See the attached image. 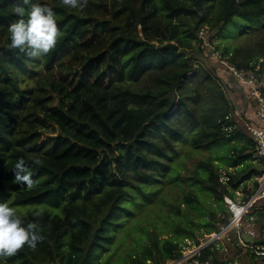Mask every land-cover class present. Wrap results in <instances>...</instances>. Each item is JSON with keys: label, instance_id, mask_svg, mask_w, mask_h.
I'll return each mask as SVG.
<instances>
[{"label": "trees", "instance_id": "16d2710c", "mask_svg": "<svg viewBox=\"0 0 264 264\" xmlns=\"http://www.w3.org/2000/svg\"><path fill=\"white\" fill-rule=\"evenodd\" d=\"M19 2L0 0V202L43 239L7 264H165L185 239L198 244L227 223L224 195L242 188L246 200L262 168L229 117L225 84L191 53L206 31L220 59L264 68V0H87L83 9L41 0L61 32L43 59L9 47ZM238 35L242 44L232 42ZM198 152L208 154L186 167ZM21 157L32 189L13 183ZM169 188L178 207L152 209L163 223L137 217L150 204L168 207ZM260 207L252 215L264 217ZM222 243L202 258L226 264Z\"/></svg>", "mask_w": 264, "mask_h": 264}, {"label": "built area", "instance_id": "2783aa9c", "mask_svg": "<svg viewBox=\"0 0 264 264\" xmlns=\"http://www.w3.org/2000/svg\"><path fill=\"white\" fill-rule=\"evenodd\" d=\"M201 34L202 31H200V36ZM226 65L235 79L236 85L234 84L233 86L238 88V82L244 94L252 101L249 105L245 106L242 102L240 106L233 108L229 117L234 119L236 124L240 118L244 121L250 140L253 143L254 162L260 165L262 172L255 177L257 187L246 200L243 199L245 194L242 188L234 190L235 194L233 197L224 196V203L229 214L228 223L225 227L218 230L215 234L206 235L192 249H183L178 257L167 260L165 264H211L208 259L202 258V250L219 241L218 239L228 231L233 230L235 232L231 242L233 241L234 245L237 244L238 248H244L249 252L250 256L257 257L264 264V217H261L262 223L258 228L252 222L244 224L247 217H250L252 212L260 207V201H264V68L258 66L254 70H244L238 69L229 63ZM243 233L249 234L252 242L246 241L242 237ZM232 258V262L234 261L235 263L237 259L234 256ZM228 263L231 264V261Z\"/></svg>", "mask_w": 264, "mask_h": 264}, {"label": "clouds", "instance_id": "9594fccd", "mask_svg": "<svg viewBox=\"0 0 264 264\" xmlns=\"http://www.w3.org/2000/svg\"><path fill=\"white\" fill-rule=\"evenodd\" d=\"M72 9H83L87 0H63ZM20 17L8 25L10 45L29 57L45 58L55 47L61 35L55 9L41 0H20L15 7ZM13 183L36 186L32 168L24 158L17 159ZM43 209H35L32 216L39 217ZM43 239L42 232L32 221L25 222L18 210L9 202H0V264H7V258L15 255L25 244L33 249Z\"/></svg>", "mask_w": 264, "mask_h": 264}, {"label": "rangeland", "instance_id": "374dc122", "mask_svg": "<svg viewBox=\"0 0 264 264\" xmlns=\"http://www.w3.org/2000/svg\"><path fill=\"white\" fill-rule=\"evenodd\" d=\"M210 35V32H208V34H206L205 31V36L201 35L204 40L205 43L202 44V42L199 43V41L195 42V46L197 47L198 51H194L193 53H191V55L194 58V62L197 65H200L202 67L207 68L208 70H210L211 72H213L215 75H218V77L221 80L222 85H224V89L226 90L227 96L231 102V104L235 107L240 106V104L243 102L244 105H249V103H251L252 101L244 94V91L242 89L241 86H239V83L237 82V86L238 88L234 87V81H233V76L231 75V73L228 70V67L226 64H228L226 62V60L224 59H220L219 57V52L215 51V46L213 44L210 43H206L207 41V36ZM234 43L236 44H242L243 42V36L238 35L236 38L233 39ZM255 42V39H253L252 43ZM222 46V45H221ZM231 76V77H230ZM227 79L230 81L227 85L225 82V79ZM241 91H240V90ZM238 128H240L244 134H246V136L250 139V135L249 132L244 124V121L240 118L238 120L237 123ZM48 134H50L49 132H46ZM223 147L227 148L229 147V144H224ZM208 153L207 152H198L195 154H192L191 156L187 157L185 160V164L186 167L190 168L193 166L194 162L198 159H201L203 157H205ZM256 164V163H255ZM221 175H223V170L219 169L218 170ZM220 180H222L223 183H226L227 178H225V175L220 177ZM253 180H255V177L253 178ZM252 181H248V183H251ZM235 194V191H232ZM165 193L168 196V207L162 206V207H156L153 206V204H150V206H147L143 211L141 212H137V217L140 218L141 217H152L156 220V222H161L160 221V217L159 214L155 213L153 210L155 211H160V215H167V211L170 209L171 205L178 207L179 205V193L177 188H169L165 191ZM226 195V194H225ZM224 195V196H225ZM264 201H260V205L263 203ZM183 205H180V208H182ZM249 217V216H248ZM244 221V224L246 223H254L255 227L258 228L260 226V224L262 223L261 220L262 218L257 217L255 214L254 215H250V217ZM255 218V219H254ZM257 222V223H256ZM163 223V222H161ZM228 223V221H227ZM227 223H221L220 227L218 230H220L221 228L225 227L227 225ZM218 230L216 232H213L214 234L218 232ZM203 231L200 230L198 233H202ZM234 230L233 231H228L227 233H225L220 239H218L219 241H223L222 246H221V258L223 260H225V256L227 257L226 259V264H230L228 263L229 261H231V264H262V261L260 259H258L255 256H250L249 252L247 250H245L244 248H236L233 244V241L231 242V240L233 239L234 236ZM212 234V235H214ZM206 237V236H205ZM131 239L133 240V235H131V237H129L127 239V243H130ZM201 239V238H200ZM204 238H202L201 240H203ZM185 242L187 243V245L183 248L185 250L187 249H192L194 245H196V243L192 240H188L185 239ZM237 245V244H236ZM236 258L237 260L232 262L233 257Z\"/></svg>", "mask_w": 264, "mask_h": 264}, {"label": "water", "instance_id": "95a60500", "mask_svg": "<svg viewBox=\"0 0 264 264\" xmlns=\"http://www.w3.org/2000/svg\"><path fill=\"white\" fill-rule=\"evenodd\" d=\"M151 45H152V46H155V44H151ZM165 47H166V48H171V49H173V50H175V51L178 50V46H177L176 44H174L173 42H169V43H167V44L165 45ZM242 237H243L246 241H248V242H252V238L250 237L249 234H247V233H243V234H242Z\"/></svg>", "mask_w": 264, "mask_h": 264}]
</instances>
